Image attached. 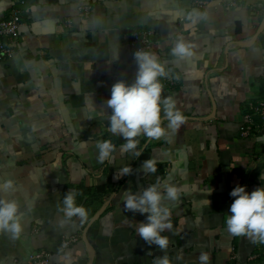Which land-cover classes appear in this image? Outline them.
<instances>
[{
	"label": "crops",
	"instance_id": "obj_1",
	"mask_svg": "<svg viewBox=\"0 0 264 264\" xmlns=\"http://www.w3.org/2000/svg\"><path fill=\"white\" fill-rule=\"evenodd\" d=\"M194 1L27 0L14 55L0 59V184L14 182L0 197L17 201L23 223L17 238L0 232V264H28L40 249L52 253L49 264H62L61 257L70 264H154L165 254L171 264H198L202 251L209 264H264V243L232 235L224 222L234 187L250 193L264 186V129L241 132L245 114L264 97V0L237 7ZM13 2L0 0V15ZM82 4L92 5L89 18ZM192 12L200 15L186 28ZM144 29L154 33L150 51L179 74L180 85L164 91L186 119L160 141L138 137L141 156L123 153L120 143L102 164L96 141L113 137L106 101L114 83L134 81L130 37ZM180 36L193 45L190 58L171 55ZM146 159L157 162L156 173L143 171ZM126 165L131 175L120 174ZM158 180L180 189L177 200L162 202L173 225L163 233L166 253L135 232L147 214L124 208L127 191ZM69 190L88 209L84 223L60 211ZM72 235L78 240L63 248L62 237Z\"/></svg>",
	"mask_w": 264,
	"mask_h": 264
},
{
	"label": "clouds",
	"instance_id": "obj_2",
	"mask_svg": "<svg viewBox=\"0 0 264 264\" xmlns=\"http://www.w3.org/2000/svg\"><path fill=\"white\" fill-rule=\"evenodd\" d=\"M200 14L189 13L187 20L195 25ZM171 55L179 59L190 58L193 55V45L187 42L183 36L176 39L174 46L170 49ZM137 64L134 81L128 83L119 80L112 85L110 98L106 101L107 107L111 109L108 115L107 131L113 137H120L124 143L120 150L132 157L142 155L138 148L140 141L138 137L156 142L167 137L169 131L179 129L186 117L178 107L177 100L173 95H165L162 78L169 75L165 65L159 57L151 51L143 49L133 53ZM166 121V123H162ZM98 149L97 160L100 163L111 162L113 154L117 151L116 144L111 138L96 141ZM55 166V165H54ZM143 171L146 174L157 172V162L154 159L143 161ZM131 165H126L120 170L121 175H131ZM264 178V174L261 175ZM247 186L237 185L230 192L234 198L230 205L229 213L225 215L224 222L226 230L236 237H247L253 242L257 240L264 243V186L258 187L250 193ZM14 188L12 180H6L0 184V191H8ZM180 189L169 184L167 181H157L150 184L142 192L127 191L124 196V208L126 211L146 215L147 222L139 223L135 232L148 245L158 246L162 252L167 251L169 238L163 235L171 231L173 225L170 221V211L162 202L177 200ZM79 194L69 190L63 197L60 211L68 219L79 218L84 223L89 217L88 209L77 203ZM210 202L208 201V204ZM23 231L22 215L20 206L15 200L0 197V232L10 233L13 238L19 237ZM62 264H70L61 257ZM210 253L202 251L198 256V264H209ZM154 264H171L167 254L158 256Z\"/></svg>",
	"mask_w": 264,
	"mask_h": 264
},
{
	"label": "built area",
	"instance_id": "obj_3",
	"mask_svg": "<svg viewBox=\"0 0 264 264\" xmlns=\"http://www.w3.org/2000/svg\"><path fill=\"white\" fill-rule=\"evenodd\" d=\"M210 0H195L194 6L201 7L208 4ZM27 0H14L11 9L7 15H0V59L10 58L15 52V41L19 36L20 29L24 24L23 16ZM241 0H227V4L231 7H237ZM91 4H82L79 10L86 18H89L92 12ZM66 26L72 27L73 20L71 18L65 21ZM153 31L150 29L135 30L131 33L130 46L133 50L143 49L150 51L153 47ZM168 72V71H167ZM169 75L162 78L164 86L177 87L180 85L179 74L168 72ZM264 129V97L252 105L251 110L245 114V121L242 124V135L247 137L255 131ZM78 237L63 236L61 245L63 248L69 247L76 242ZM52 253L47 249H40L31 254L28 264H49Z\"/></svg>",
	"mask_w": 264,
	"mask_h": 264
},
{
	"label": "trees",
	"instance_id": "obj_4",
	"mask_svg": "<svg viewBox=\"0 0 264 264\" xmlns=\"http://www.w3.org/2000/svg\"><path fill=\"white\" fill-rule=\"evenodd\" d=\"M110 138L113 140V143L116 145L124 142L120 137H110Z\"/></svg>",
	"mask_w": 264,
	"mask_h": 264
}]
</instances>
